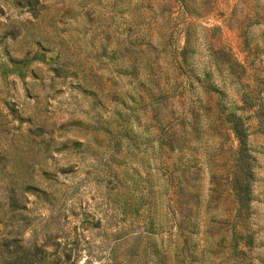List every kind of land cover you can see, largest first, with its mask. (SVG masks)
<instances>
[{"label": "rangeland", "instance_id": "obj_1", "mask_svg": "<svg viewBox=\"0 0 264 264\" xmlns=\"http://www.w3.org/2000/svg\"><path fill=\"white\" fill-rule=\"evenodd\" d=\"M38 259L264 264V0H0V264Z\"/></svg>", "mask_w": 264, "mask_h": 264}, {"label": "trees", "instance_id": "obj_2", "mask_svg": "<svg viewBox=\"0 0 264 264\" xmlns=\"http://www.w3.org/2000/svg\"><path fill=\"white\" fill-rule=\"evenodd\" d=\"M230 121L231 129L234 132L235 137L237 138V147L232 157L230 183L237 197V212L239 214L243 210V208H245L247 202L250 199L249 176L251 174V170L249 163L247 162L246 140L245 136L243 135V130L238 125L237 120L231 119ZM23 264H31V262L28 260ZM35 264L44 263L41 259H38Z\"/></svg>", "mask_w": 264, "mask_h": 264}]
</instances>
